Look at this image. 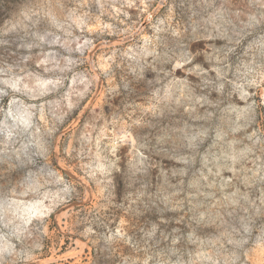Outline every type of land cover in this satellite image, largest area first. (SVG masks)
I'll return each instance as SVG.
<instances>
[{
  "label": "clouds",
  "instance_id": "9594fccd",
  "mask_svg": "<svg viewBox=\"0 0 264 264\" xmlns=\"http://www.w3.org/2000/svg\"><path fill=\"white\" fill-rule=\"evenodd\" d=\"M0 264H264V0H0Z\"/></svg>",
  "mask_w": 264,
  "mask_h": 264
}]
</instances>
